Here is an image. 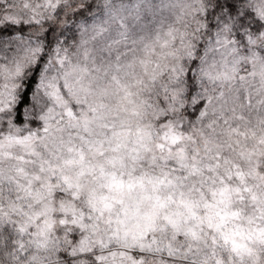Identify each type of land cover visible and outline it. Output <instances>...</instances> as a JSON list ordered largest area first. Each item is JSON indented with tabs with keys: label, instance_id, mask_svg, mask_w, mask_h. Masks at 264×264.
Returning <instances> with one entry per match:
<instances>
[{
	"label": "snow or ice",
	"instance_id": "6c2138e0",
	"mask_svg": "<svg viewBox=\"0 0 264 264\" xmlns=\"http://www.w3.org/2000/svg\"><path fill=\"white\" fill-rule=\"evenodd\" d=\"M73 7L0 0L7 264H264V99L250 87L259 78L264 92V0H216L199 71L229 87L189 93L191 124L147 98L160 64L96 47L105 28L89 22L93 5ZM209 51L215 71L203 67Z\"/></svg>",
	"mask_w": 264,
	"mask_h": 264
},
{
	"label": "clouds",
	"instance_id": "9594fccd",
	"mask_svg": "<svg viewBox=\"0 0 264 264\" xmlns=\"http://www.w3.org/2000/svg\"><path fill=\"white\" fill-rule=\"evenodd\" d=\"M70 2L75 6L69 10L70 13L78 11L84 3L93 5V11L87 13L89 22H93L94 17V21L102 23L105 28L95 38L96 47L106 51L110 49L113 57L117 55L122 59L127 57L129 63L150 58L153 63L161 65L158 70L159 78L147 94V98L157 109H163L161 118L167 115L169 118H181L185 124H191L199 113L192 105L189 93L195 95L203 92L205 88L213 94L227 91L229 85L222 86L219 80L210 82L199 71L201 60L204 58V48L212 39L209 33L214 36L216 32V28L209 27L217 23L214 14L216 0H70ZM107 9H114L115 15L109 16ZM77 20V17H72L68 23L71 25ZM68 35L71 36V33ZM165 42L167 46L162 47ZM240 47L243 50L244 45ZM257 49L264 51V42H257ZM189 52L192 54L191 58ZM193 60L196 62L195 67ZM213 60L216 62V68H220L221 56L209 51L203 65L205 71L216 70L213 69ZM181 66L182 73L179 71ZM136 72L137 75H143L138 65ZM240 75H244L243 65L236 80L232 82L233 86L239 85ZM144 78L148 79L146 76ZM250 87L254 93V101L264 99V92L257 91L261 87L259 78ZM241 92L247 103V92L243 89ZM177 93L179 98L173 101ZM180 99L184 100L185 111L179 110ZM173 102L178 109L175 112L167 107ZM255 107L257 114L264 117V106L255 104ZM4 246L5 241H0V264H7L9 259L8 253L2 251Z\"/></svg>",
	"mask_w": 264,
	"mask_h": 264
}]
</instances>
